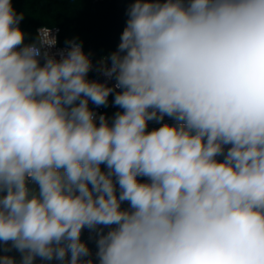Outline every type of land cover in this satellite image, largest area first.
Here are the masks:
<instances>
[{"label":"clouds","instance_id":"9594fccd","mask_svg":"<svg viewBox=\"0 0 264 264\" xmlns=\"http://www.w3.org/2000/svg\"><path fill=\"white\" fill-rule=\"evenodd\" d=\"M23 19L0 0V264H264V0H133L95 63Z\"/></svg>","mask_w":264,"mask_h":264},{"label":"trees","instance_id":"16d2710c","mask_svg":"<svg viewBox=\"0 0 264 264\" xmlns=\"http://www.w3.org/2000/svg\"><path fill=\"white\" fill-rule=\"evenodd\" d=\"M133 0H12L17 13H23L20 28L25 43L32 42L41 25L59 26L60 41L78 38L84 51L97 50L109 56L117 49L127 20V9ZM142 180L144 178H141ZM125 202L122 207H127ZM83 240V231L81 235ZM20 260V253H7ZM51 264H55L53 261Z\"/></svg>","mask_w":264,"mask_h":264},{"label":"built area","instance_id":"2783aa9c","mask_svg":"<svg viewBox=\"0 0 264 264\" xmlns=\"http://www.w3.org/2000/svg\"><path fill=\"white\" fill-rule=\"evenodd\" d=\"M41 27L51 28L53 30V33L57 36L58 43L51 51H52V53L57 54V58H58V54L60 52L64 51L67 47L65 42L60 41L61 28L59 26L41 25L37 28V30L40 29ZM37 30H36V32H37ZM83 50H84V48H83ZM105 57H108V56H102L101 54H100L99 58L91 56L94 63L98 62L101 58H105ZM88 78L90 80H99L101 82H103L106 79L104 76H102L100 73H98L95 69L89 73ZM114 83H115L114 80L109 81V85H112ZM112 99H113V97L110 96L109 97V105L107 107L101 106V107L97 108L95 105H93L91 103V101L89 102V106H90V108H92L96 112L97 115H100V114L106 115L109 118V121L111 122V119L113 118L114 114L117 111H122V109H120L118 106L112 105ZM162 123L172 124V123H174V121L168 117H165L164 121H162L161 123H156L155 121H150L147 130L151 131L155 128H158L159 126H161ZM218 159H222V157H220ZM82 241L88 243V246L92 250L93 255H94V253L96 251V245H95L94 240H89V230L88 229L83 230V240ZM53 262L55 264H59L58 261L54 260ZM36 264H41V261L39 260V258H37Z\"/></svg>","mask_w":264,"mask_h":264},{"label":"water","instance_id":"95a60500","mask_svg":"<svg viewBox=\"0 0 264 264\" xmlns=\"http://www.w3.org/2000/svg\"><path fill=\"white\" fill-rule=\"evenodd\" d=\"M90 54H91V56L96 57V58L100 57V53L95 49H91Z\"/></svg>","mask_w":264,"mask_h":264},{"label":"rangeland","instance_id":"374dc122","mask_svg":"<svg viewBox=\"0 0 264 264\" xmlns=\"http://www.w3.org/2000/svg\"><path fill=\"white\" fill-rule=\"evenodd\" d=\"M104 168V166L102 165V169Z\"/></svg>","mask_w":264,"mask_h":264}]
</instances>
